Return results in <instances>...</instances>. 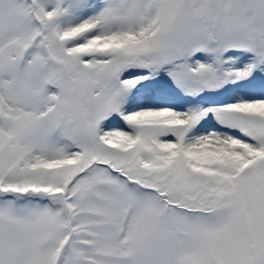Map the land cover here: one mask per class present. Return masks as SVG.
<instances>
[{
  "label": "snow or ice",
  "instance_id": "1",
  "mask_svg": "<svg viewBox=\"0 0 264 264\" xmlns=\"http://www.w3.org/2000/svg\"><path fill=\"white\" fill-rule=\"evenodd\" d=\"M0 264H264V0H0Z\"/></svg>",
  "mask_w": 264,
  "mask_h": 264
},
{
  "label": "rangeland",
  "instance_id": "2",
  "mask_svg": "<svg viewBox=\"0 0 264 264\" xmlns=\"http://www.w3.org/2000/svg\"><path fill=\"white\" fill-rule=\"evenodd\" d=\"M257 91H258V89H257Z\"/></svg>",
  "mask_w": 264,
  "mask_h": 264
}]
</instances>
